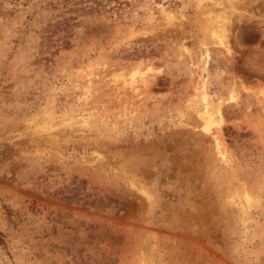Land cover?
I'll use <instances>...</instances> for the list:
<instances>
[{
  "label": "rangeland",
  "instance_id": "1",
  "mask_svg": "<svg viewBox=\"0 0 264 264\" xmlns=\"http://www.w3.org/2000/svg\"><path fill=\"white\" fill-rule=\"evenodd\" d=\"M0 264H264V0H0Z\"/></svg>",
  "mask_w": 264,
  "mask_h": 264
},
{
  "label": "bare ground",
  "instance_id": "2",
  "mask_svg": "<svg viewBox=\"0 0 264 264\" xmlns=\"http://www.w3.org/2000/svg\"><path fill=\"white\" fill-rule=\"evenodd\" d=\"M219 43L220 44H222L223 42H222V38L220 37L219 38ZM222 45H224V47H226L227 48V44H222ZM138 72H134V74H132V83H134L136 80L134 79V75L135 74H137ZM141 75H143V74H141ZM141 75H140V77H141ZM143 77V76H142ZM131 83V84H132ZM209 96V95H208ZM202 98H203V101H206V94L203 92V94H202ZM206 104H209V103H207V101H206ZM211 106V105H210ZM206 112L208 111V108H207V105H206ZM204 110V111H205ZM217 110V109H216ZM209 116H211V115H209ZM207 116L205 115V118H206ZM208 118V117H207ZM209 120H207L206 121V119H205V121L204 122H206V123H204V125L202 126V128H203V130L205 131V132H209L210 131V124L211 123H209V121L211 122V119H210V117L208 118ZM213 121V120H212ZM212 125V124H211ZM219 154H220V158H221V160H223L224 159V154H222L221 152H219Z\"/></svg>",
  "mask_w": 264,
  "mask_h": 264
}]
</instances>
